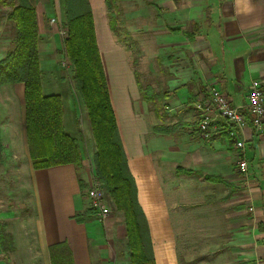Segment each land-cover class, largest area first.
<instances>
[{"label": "crops", "instance_id": "obj_1", "mask_svg": "<svg viewBox=\"0 0 264 264\" xmlns=\"http://www.w3.org/2000/svg\"><path fill=\"white\" fill-rule=\"evenodd\" d=\"M158 1L146 3L158 11L163 5L162 18L172 24L167 20L164 29L154 34L157 57L166 54L160 63L169 69L162 88L147 84L155 92L153 107L142 97L136 69L111 27L105 0H88L118 136L147 221L155 264H182L179 249L193 238L197 225L188 237L183 227H174L183 226L187 215L192 222L191 213L214 209L215 204L218 209L223 205L246 211L240 223L250 231L242 238L245 261L235 264H264V129L257 132L248 125L243 131L245 173L236 169L240 151L228 134L231 125L223 123L224 128L219 126L210 139L193 130L198 121L193 101L209 87L219 89L237 107L244 105L252 81L264 88V0H161L160 5ZM32 3L43 93L60 95L64 129L80 145L76 96L56 71L66 28L62 0ZM8 11L0 10V18L4 16L0 59L13 41ZM66 102L76 115L72 132L66 128ZM13 105H17L16 116ZM67 122L70 126L69 118ZM174 124L178 126L171 134L153 130L156 125ZM0 143V225L11 235L13 245L11 251L0 246V264H51L49 246L60 242L69 247L74 264L123 263L116 249L126 239L123 218L113 213L100 221L85 194L94 179L93 165L86 164L81 154L79 168L72 163L32 166L23 82L0 84ZM175 191L181 194L178 202H174ZM76 213L82 215L81 221L74 218ZM237 225L230 215L228 230Z\"/></svg>", "mask_w": 264, "mask_h": 264}, {"label": "trees", "instance_id": "obj_2", "mask_svg": "<svg viewBox=\"0 0 264 264\" xmlns=\"http://www.w3.org/2000/svg\"><path fill=\"white\" fill-rule=\"evenodd\" d=\"M118 2L105 0L112 28ZM0 5L10 7L6 19L15 27L13 47L0 59V84H24L25 132L32 166L39 169L72 163L79 168L82 165L80 145L64 129L62 99L59 94H44L42 90L36 13L32 0H0ZM62 6L66 27L62 48L73 65V81L86 108L95 143L94 178L103 183L117 210L122 212L130 264H155L147 221L137 202L134 178L129 172L118 136L90 5L88 0H62ZM134 73L137 78L138 72ZM138 85L142 97L153 102V107L156 106V99L151 98L155 96L153 89L149 85L142 86L139 80ZM220 122L225 124L224 120ZM197 125L198 121L194 124V132ZM177 126L156 125L153 130L160 134H171ZM74 218L77 221L83 219L80 213H76ZM0 246L4 251L13 249L12 237L2 225ZM49 255L51 264H74L65 242L49 246Z\"/></svg>", "mask_w": 264, "mask_h": 264}, {"label": "rangeland", "instance_id": "obj_3", "mask_svg": "<svg viewBox=\"0 0 264 264\" xmlns=\"http://www.w3.org/2000/svg\"><path fill=\"white\" fill-rule=\"evenodd\" d=\"M160 2L161 0L157 3L160 5ZM160 6L161 9L158 11L153 8V6L147 4L146 0H119L117 9H115V13L112 18V24L115 28L116 36L123 40L124 45L128 49L127 52L132 60L134 68L139 73L138 80L142 86H146L147 84L155 86L158 84L160 88H162L163 86L161 80L165 79L169 68L160 63L165 58L164 56L166 54H163L161 57H157L158 51L157 48L154 47V34L156 31L164 29V24L167 20L169 24H172V22L170 19L162 18V16L166 14V10L163 5ZM61 7L63 13L62 3ZM8 9V7H0L3 14L8 11ZM2 17L3 18H0V21L2 19V21H4V16ZM14 35L15 27L11 26V40H13ZM151 41H153V43ZM9 46L10 48L13 47V41ZM60 54L56 70L58 72L57 75L59 77L61 76L60 78L64 81L63 84L66 86V89L72 90L74 96H76L78 125H80L81 128V131L78 129L76 130L79 133L80 152L83 156L84 162L88 165H93L95 143L87 114L85 112L86 108L73 81V65L68 61L63 53V50L62 53L60 51ZM44 76L45 74H43V78ZM54 81L55 79L53 78V82ZM56 90L60 91V87H57ZM12 113L14 116L17 115V105L14 110H12ZM70 113H72V115H70ZM65 118L66 128L69 132H72V129L77 125L76 115L68 109L67 102L65 104ZM68 118L70 120V126L67 122ZM237 165L238 163L236 166ZM236 169L238 170V167ZM99 183L104 189L107 203L110 208V215L116 213L123 218L122 212L117 210L112 197L104 187L103 183ZM173 198L174 202L175 200L178 202L179 198H181V194H178V192L175 191ZM177 204L178 203H175V205ZM216 206L218 205L215 204L214 209L210 208L205 211L197 209L195 216L192 213L190 216V219L193 218V224H191L192 222L188 220L189 215H187L183 226L176 225L174 227L176 230L183 227L181 229H183L184 235L188 237L190 230L193 226L197 225V227H194L192 230L193 238H187L185 242H182V250L179 249V260L182 264H235L245 261L246 247L242 238L245 235L247 236L250 231L245 224L240 223L246 218V211H242L241 209H225L223 205L218 209ZM197 207L200 208V202H198ZM249 209L252 210V207H249ZM230 215L232 220H236L239 224L234 227L235 230H232V232H230L231 230H228L227 228ZM199 222L200 226L198 225ZM197 232H199V234H197ZM233 234L234 236L230 238ZM230 239L232 240L231 243ZM116 249L117 253L122 256V264H129V262H127L126 239L123 240V243H120ZM248 249L249 247L247 250Z\"/></svg>", "mask_w": 264, "mask_h": 264}, {"label": "built area", "instance_id": "obj_4", "mask_svg": "<svg viewBox=\"0 0 264 264\" xmlns=\"http://www.w3.org/2000/svg\"><path fill=\"white\" fill-rule=\"evenodd\" d=\"M66 34V28L64 36ZM245 103L241 107L230 103L223 92L214 86L209 87L205 93L197 96L193 105L198 114L197 130L203 139H210L219 129L220 120L232 127L227 129L235 148L240 151L238 169L241 173L247 170V161L242 153L244 148V129L251 125L257 132L264 129V88L258 81H252L245 96ZM89 206L96 211L98 219L105 221L110 214L104 189L94 178L85 190Z\"/></svg>", "mask_w": 264, "mask_h": 264}]
</instances>
